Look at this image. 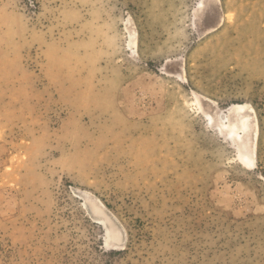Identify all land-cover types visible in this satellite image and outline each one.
<instances>
[{
    "label": "rangeland",
    "instance_id": "obj_1",
    "mask_svg": "<svg viewBox=\"0 0 264 264\" xmlns=\"http://www.w3.org/2000/svg\"><path fill=\"white\" fill-rule=\"evenodd\" d=\"M219 1L0 0V264H264V0Z\"/></svg>",
    "mask_w": 264,
    "mask_h": 264
},
{
    "label": "bare ground",
    "instance_id": "obj_2",
    "mask_svg": "<svg viewBox=\"0 0 264 264\" xmlns=\"http://www.w3.org/2000/svg\"><path fill=\"white\" fill-rule=\"evenodd\" d=\"M201 4L202 7L198 12V23L202 28V34H205L215 30L222 24V9L219 0H204ZM133 35L134 32L130 31V43H134ZM223 112L211 105H208L207 111H204L207 120L210 121L212 117L214 118V122H211V124L216 127L217 132L222 134L232 144L236 146L238 144L242 145L243 150H239L241 161L248 166L254 165L256 162L254 148L257 144L258 128L251 105L248 103H233ZM223 126H225L224 129ZM240 132L243 133V136L237 138L240 136ZM106 212L102 209V213ZM102 213L99 215L94 214L93 217L101 222L99 217H103ZM106 245H109V243L107 244L106 242Z\"/></svg>",
    "mask_w": 264,
    "mask_h": 264
}]
</instances>
